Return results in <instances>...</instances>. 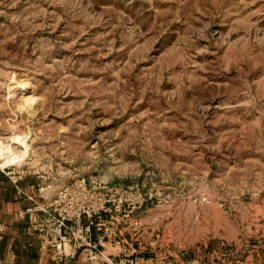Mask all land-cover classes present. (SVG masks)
Masks as SVG:
<instances>
[{
  "label": "rangeland",
  "instance_id": "rangeland-1",
  "mask_svg": "<svg viewBox=\"0 0 264 264\" xmlns=\"http://www.w3.org/2000/svg\"><path fill=\"white\" fill-rule=\"evenodd\" d=\"M0 144L122 197L138 255L264 264V0H0Z\"/></svg>",
  "mask_w": 264,
  "mask_h": 264
},
{
  "label": "built area",
  "instance_id": "built-area-1",
  "mask_svg": "<svg viewBox=\"0 0 264 264\" xmlns=\"http://www.w3.org/2000/svg\"><path fill=\"white\" fill-rule=\"evenodd\" d=\"M108 196L83 178L61 188L48 205L36 207L45 212L46 216L37 220L35 230L46 244L54 264L71 263L79 255L83 264H177L164 257L135 254L115 257L107 253L99 241L94 239L93 228L107 214L103 212L111 211L114 206L120 208L124 203L122 197L113 199ZM129 197L131 211L141 207L146 201L142 193L131 192ZM31 210L33 209H28ZM109 214L115 223L118 222L117 217L122 216L130 219L133 227L141 226L134 213ZM19 216L24 218L25 212H20Z\"/></svg>",
  "mask_w": 264,
  "mask_h": 264
},
{
  "label": "crops",
  "instance_id": "crops-1",
  "mask_svg": "<svg viewBox=\"0 0 264 264\" xmlns=\"http://www.w3.org/2000/svg\"><path fill=\"white\" fill-rule=\"evenodd\" d=\"M38 186L35 180L13 175L0 166V264H54L35 230L37 220L46 216L36 207L52 202ZM20 212H25L24 218L19 216ZM103 216L94 226L93 236L107 253L115 257L141 253L140 237L145 228L144 231L142 227H133L131 220L122 216L117 217L116 223L109 220L108 214ZM66 264H83L81 255Z\"/></svg>",
  "mask_w": 264,
  "mask_h": 264
},
{
  "label": "bare ground",
  "instance_id": "bare-ground-1",
  "mask_svg": "<svg viewBox=\"0 0 264 264\" xmlns=\"http://www.w3.org/2000/svg\"><path fill=\"white\" fill-rule=\"evenodd\" d=\"M17 137H18V136L13 137V140L16 141V142H17V139H18ZM15 139H16V140H15ZM2 148H3V147H2L1 144H0V151L2 150Z\"/></svg>",
  "mask_w": 264,
  "mask_h": 264
}]
</instances>
